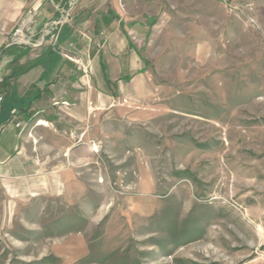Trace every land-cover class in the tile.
<instances>
[{"label":"rangeland","instance_id":"1","mask_svg":"<svg viewBox=\"0 0 264 264\" xmlns=\"http://www.w3.org/2000/svg\"><path fill=\"white\" fill-rule=\"evenodd\" d=\"M155 20L141 82L0 183V264H264V0Z\"/></svg>","mask_w":264,"mask_h":264},{"label":"crops","instance_id":"2","mask_svg":"<svg viewBox=\"0 0 264 264\" xmlns=\"http://www.w3.org/2000/svg\"><path fill=\"white\" fill-rule=\"evenodd\" d=\"M31 1L0 0L1 184L32 177L28 149L42 138L33 133L48 124L63 130L79 114L102 112L111 98H125L130 83L141 82L149 65L145 48L163 2L40 0L37 29L60 18L63 9L69 13L58 41L9 44L6 38ZM30 125L32 139L24 135Z\"/></svg>","mask_w":264,"mask_h":264},{"label":"built area","instance_id":"3","mask_svg":"<svg viewBox=\"0 0 264 264\" xmlns=\"http://www.w3.org/2000/svg\"><path fill=\"white\" fill-rule=\"evenodd\" d=\"M41 7L40 0H32L21 13L17 25L6 38L9 44L18 46H26L33 43H41L44 39L49 38L53 42L58 41L61 27L69 22V13L65 9L62 10L61 16L55 20H48L38 29L37 18ZM3 97L0 96V103ZM16 112H13V115ZM15 127L22 128L20 122L15 123Z\"/></svg>","mask_w":264,"mask_h":264}]
</instances>
